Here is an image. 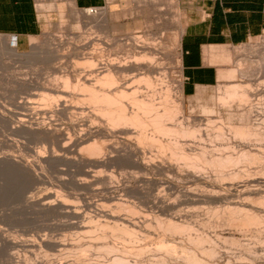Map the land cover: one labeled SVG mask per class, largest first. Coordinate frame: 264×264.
<instances>
[{
    "label": "rangeland",
    "instance_id": "rangeland-1",
    "mask_svg": "<svg viewBox=\"0 0 264 264\" xmlns=\"http://www.w3.org/2000/svg\"><path fill=\"white\" fill-rule=\"evenodd\" d=\"M137 4L133 0H92L89 5L82 6L78 4V6L79 9L86 7L107 9L108 28L111 36L121 37L122 39L126 37L123 41L128 44V52H125V54L122 48L116 45L113 46L115 48L112 47L108 51L114 53L113 55L119 54L120 60L127 64L137 58L136 56L139 57L143 68H140L139 71L135 70L136 72H129L130 74L127 77L130 79V87L135 88L140 95L144 93L145 98L152 97L150 94L153 95L152 90L155 87H152L151 84H148V86L147 81L140 79L142 78L141 75L144 79L148 74L144 71V65L152 61L160 64L159 66L164 71L161 72L165 74L164 78H166L162 84H165V87L168 86L167 88L172 94L170 95L172 96L171 100L174 99L171 101L174 105L170 103V107H175V103H173L175 100H183V113L178 114L190 117L192 121H196L194 123L202 125V136L199 133L196 137L181 139L184 147L188 145L185 147L187 151L192 152L191 149L207 147L209 150L211 149V153L213 151V154L224 153L226 155L231 151V154L237 155L239 153L241 156L249 149V157L247 155L245 159L250 161L247 163L246 160L244 161V156H242L241 162L231 163L225 167L203 164L192 169V167L188 168L190 165L183 161L184 159L170 158L171 151H174L172 147L169 150L167 148L164 152L155 145L152 147L150 145L139 147V145L133 144L131 140H135L130 138L129 135L121 134L119 131L117 134V131H115L114 137L112 133L105 139L107 144L110 143L106 146L107 149H104L108 151V154L102 152L100 155L102 158L111 156V158L117 160L99 166H95L96 164H92V162H83L79 151L81 147H78V149L74 146V142L84 133L96 129L97 131L101 129L98 132L105 133L110 130L108 123L105 124L103 119L96 120L97 123L91 121L92 108L90 104L83 100V97L71 98V96L66 95L64 98L48 100L42 96L45 90L39 89V87L44 82L54 81L55 76L61 75V73L63 75L66 71L69 73L77 72L82 77L83 73L81 72H84L82 69L86 68H82L80 64V66L75 65L76 60H78L77 57L82 59L81 56H77L75 48L83 43V36L86 34L88 36L91 33L92 36H89L93 37L104 36L105 33L103 35L101 26L85 23L86 18L81 15L83 14L82 11L79 12L81 18L77 19L76 14L69 9L63 13H60L59 10L46 12L47 18L38 10L42 29L39 34L34 36L36 45H42L46 41H50L51 47L59 48L57 59L53 62L37 59L29 63L19 59L0 61V159L10 156L17 159V162L30 166V173H28L24 170L22 163L9 161L0 163V264H16L17 261L12 256L15 251L21 253L20 258H29L27 261L32 264H44V262L45 264H53V262H55L54 264H61V261H71L73 263L75 260H66V258L64 260L62 258L63 253H66L65 248L62 249L63 252L61 253L58 252L62 247H59V251L57 248H53L54 241L67 243L66 247L69 253L66 254L68 255L75 254L78 251V248H73L75 246L71 247L70 243L74 239L76 241L81 240V243L84 244L85 242L86 244H89V242L90 244L92 242L97 244L96 236L99 230L85 233L88 229H82V237L80 235L81 229L73 227L70 223L81 220L84 222V219L86 222L87 216L96 215L95 212H100L102 209L115 215V218L118 217L120 223L123 220H129L128 224L134 221V224L136 222L139 227L141 226V233L147 235V237H143L142 241L140 239L138 241V238L129 241V235L125 236L128 239L126 247L136 244L135 248L137 249L140 243H143V246H148L144 257L142 255V258L148 261H145L144 264L152 263L149 256L152 257L151 259H156L155 254H160L156 250L159 242L166 240L173 246H177L181 251L182 247L189 248L192 246L188 238L192 234L193 238H196L197 233H206L209 236L206 237V235L203 238L209 240L210 243L214 242V247L218 250L214 257L217 264H264V171L262 173V170H264V138L259 135L241 139L229 129L228 126L231 122L234 124L242 122L243 111L240 107L243 106H240L236 99L231 104L219 106L218 88L225 83V79H220L214 86L201 87L203 91L200 100L195 95L187 96L183 94L180 46L181 36L184 32L183 24L186 23L187 25L189 21L190 9L188 2H184V0H147L145 3ZM97 8H95V13L98 12ZM78 20H81L82 26L80 28H76ZM0 34L10 37L16 36L5 33ZM16 37L19 39L18 36ZM30 38L31 36L22 40L19 39L20 51H31ZM146 44L154 46L155 50L145 49L144 51L143 45ZM263 49L264 35L252 37L247 42L236 45L230 50L225 48L223 52L228 51L231 55L229 62H226L228 60L225 61L228 64L227 67L234 66L237 61L245 58L251 52L257 53V50L261 52ZM145 52H149L153 58H141L142 60H140V57H144L142 54ZM256 58L258 59V57L252 59L256 60ZM73 63L75 66H73ZM227 67L224 69H227ZM242 67L252 70L256 68V63L244 62ZM72 68L73 71H71ZM261 70L258 68L254 75L246 78L240 76L236 80H250L257 88L259 81L264 80V61L261 64ZM137 74H139V77L136 76ZM158 86L159 88L160 86L163 87L160 84ZM154 95V97L157 96L156 99L159 97L157 94ZM76 98H79V100ZM51 101L53 103L59 101L58 106L60 105V107L58 110ZM253 101L252 105L255 111L252 112V119L258 120L253 121L257 123L256 125L260 124L258 127L262 130L259 129L260 134H262L264 133V93H261L260 96H253ZM50 104H53L55 108ZM64 107H67V110H64ZM208 117L214 119L213 121L216 120V122L209 123L205 120ZM218 120L220 122H217ZM218 124L221 127L223 126L224 134L222 136L217 135L222 133V131L221 133L219 131ZM43 128L51 130V132L52 130L63 132L65 137L67 136V140H65V137L52 139L46 134L43 135L40 133ZM220 130L222 129L220 128ZM126 143H131L134 146L132 145L129 149L130 144L128 146ZM66 145L67 147H65ZM71 146L78 149V151L74 153ZM125 149L128 152L134 151V153L131 157L122 159L124 153L127 154ZM174 149L176 150V148ZM70 150L73 153L70 154ZM239 150H243L242 153ZM85 153L86 155L89 154V152ZM251 153L252 155H250ZM253 154L255 155L253 156ZM256 156H259L257 161ZM250 158H254V160ZM171 160L173 161L171 162ZM78 161H82V163ZM161 163H163L162 166ZM123 199L127 207L121 208L116 207V204L114 205L117 201L122 202ZM46 202H52L51 206L47 205ZM102 203H105V207L102 206ZM128 207H131L132 211ZM134 207L136 210H133ZM121 209H124V211ZM49 210L51 211L49 212ZM256 215L261 220L253 221L255 217L252 216ZM156 216H160L159 219L163 221L166 218L167 220L172 218L178 224H190L189 227L191 228H189L190 230L186 228L188 231L184 232L174 230L172 227H169V229L171 228L169 230L166 225L163 224L164 226L161 227L162 224H158L156 220L158 217L156 218ZM251 217L253 219L250 223L248 221ZM255 220L257 219L255 218ZM187 233H190L189 237ZM89 239L93 240L89 241ZM107 239L106 241L110 242L113 240L112 242L116 246L122 243L119 248L125 247L123 245L125 244V238L124 240L120 237L115 239L110 234ZM19 243L22 244V247L18 245ZM208 245L206 243L202 246L207 247ZM46 251L47 255H45ZM102 252V249L97 250L94 246L85 254L87 257L83 258V255L80 257L83 258L82 260L85 263L76 260V264H89L92 259L95 261L103 260L102 262H104L109 255L104 252L102 254ZM52 253L57 254L55 257L60 255V260H58V257L55 260ZM98 253L99 255L102 254L100 259L96 258ZM66 257L69 258L67 255ZM49 258L54 259V261H50ZM171 261L175 262L173 259ZM185 262V260H181L177 263L188 264Z\"/></svg>",
    "mask_w": 264,
    "mask_h": 264
},
{
    "label": "bare ground",
    "instance_id": "bare-ground-1",
    "mask_svg": "<svg viewBox=\"0 0 264 264\" xmlns=\"http://www.w3.org/2000/svg\"><path fill=\"white\" fill-rule=\"evenodd\" d=\"M133 1L138 3V4L147 2V0H133ZM36 7H37V10H39L41 14H44L46 16V18H47L46 12H49L52 10H59L60 13H63L65 11H68V9H69V10H71V12L76 14L77 19L81 18L80 16L82 15L86 18L85 23L93 24V25L96 24V26H101L103 35L105 33L104 36L99 35V36L90 37V36H92V34L90 33V34H88V36H86L87 35L86 33L88 31L87 32L84 31L86 33H84V32L83 33L86 35L83 36V41H82L83 43L80 46H78L79 44L78 45L76 44L78 47L75 48V52L77 53V56H81L82 59H79L76 56L78 60H76L75 65L76 66L81 65L82 68L83 67L86 68V69H82V70H84V72H81V73H83L82 77L77 72L69 73L65 70L66 71L65 74L62 75V73H61V75H57L54 77V81H49V83L44 82L39 87V89L45 90L44 93H42V96L44 97V99H48V100H55V99L60 98V97L64 98V97H66V95L71 96V98L72 97L73 98L74 97H83V100H85V102H87V104H90V106L92 108V111H91L92 112L91 113L92 114V116H91L92 120L91 121L94 123H97L96 120L100 121V119L101 120L103 119L105 124H106V122L108 123V127L110 130H107L105 133L104 132H98L101 129H98V131L96 129L92 132L84 133L81 137H78L77 140L74 142V146H76L77 148L81 147L79 151H80V156L82 158L81 160L83 162H89V163L92 162V164H94V163L96 164L95 166H97V165L99 166L103 163H108V162H112V161L117 160L115 158H111V156L109 158H102L100 155L102 152H103V154L104 153L108 154V151L104 150V149H107L106 146L109 145L110 143L107 144L106 143L107 140H105V139L107 138V136L109 137V135H112V133H113V137H114L115 131H117V134L119 131L121 134L123 133L124 135L125 134L127 136L129 135L130 138L135 140V141L131 140L133 142V144H136V146L139 145V147H141L143 145H150L152 147L155 145L162 152H164L167 148L169 150L170 147H172L174 151L173 152L171 151L172 155L170 158L171 159H174V158L184 159L183 161H186V163L188 165H190L188 168L192 167V169H193V167L194 168L200 167V165H203V164H207V165L209 164V165H213V166H217V167H225L231 163L241 162V160L243 158H244V161L245 160L247 161V159H245V158H247V155L249 154V151H248L249 149H247V151L245 150L246 152L243 153L241 156L239 155V153L237 155L231 154V151H230V153H227L226 155L224 153L223 154L222 153L213 154V151L211 153V151H210L211 149L209 150V148H207V147H203V148H199V149H195V150L191 149L192 152L186 150L185 147L188 145H186L184 147V145L182 143L183 140H181V139L182 138H188V137L193 138V137L198 136L199 133L201 135V133H202L201 132L202 131L201 126L202 125L200 126L199 124L194 123L196 121H192L190 119V117H185L183 114L182 115L178 114V113H183V110H184L183 100L182 101L175 100V102H173V103H175V107H173V106L170 107V105L172 104L171 101H173L174 99L171 100L172 96H170V95H172V94H170L171 92L167 88L168 86L165 87V84L164 85L162 84L163 81L166 79V78H164L165 74L162 73L164 71H162L163 69L161 68V66H159L160 64L155 63L154 61H152V59H151L152 62H150L148 64L145 63L146 65H144V68H145L144 71H146V73H148L147 76L146 77L144 76L145 78L142 79L143 76L141 75L142 78H140L142 81H147L148 82L147 85L151 84V85H153L152 87H155V88H153L154 90H152L153 95L150 94V96H152V97L151 98H145L143 95L144 93L141 94L142 95L141 96L137 92V90H135L134 86H133L134 89H132V87H130L131 86V84L129 83L130 79H128L127 76L130 74L129 72H132V71L136 72L137 70L139 71L140 68L142 69L143 68V66L141 65L142 61L140 62L139 57L136 56L137 58L133 59L132 62L127 64L125 62L123 63V60H120L121 57L119 54L113 55L114 53H109L110 51H108V50H111L110 48H112L114 45H116V46H120L123 50V53L125 54V52H128V50H127L128 44L123 41L124 39H126V37L124 39H122L121 37H117V36L112 37L111 36L110 30L108 28L109 27L108 26L109 19H108L107 9H105V8L101 9V7H100V9H98L96 7L98 9L97 13H95V7L94 8L86 7V8L79 9V6H78L76 0H48V1L47 0H39ZM79 12L83 13L84 15L81 13H80L81 14L80 15ZM81 26H82L81 20H78L76 28H80ZM89 26H91V25H89ZM185 27H186V23H185V25L183 24V31L185 30ZM98 33H100V32L98 31ZM94 34H96V33H94ZM49 42L50 41H46L45 44L36 45L35 37L31 36V38H30L31 51L30 52H24V51L19 50V39L16 36L10 37V36H4V35L0 34V61L5 62L7 60L19 59V60H23V61L29 63V62H34V60H37V59H42V60L44 59L45 61L53 62L54 60L57 59V56L59 54V48L55 47V46L51 47V44ZM148 44H150V43H148ZM131 46H133V45H131ZM137 47H138V45H137ZM139 47H141V46H139ZM113 48H115V47H113ZM143 49H144V51H145V49L152 51V49L155 50V47L146 44V45H143ZM50 52L53 53V55H51ZM114 52L116 53V51H114ZM256 52L257 53L251 52L245 58H242V59L239 58L240 61H237L234 66H231L229 68L227 67V69H223L220 72V76H219L220 79L226 80L225 83L221 84L218 88L219 89V94H218L219 106H221V105L224 106V105H227L228 103L231 104V102H233V100L235 101V99L238 100L240 106L241 105L243 106V107H240V109L243 111L242 112V122L239 124H234L233 122H231L230 125L228 126L229 129L231 130V132L234 133L235 136H237L238 138H241V139H248L252 136H259V135L264 138V133L260 134V131H259L260 128L258 126L260 124L256 125L257 123H255L257 119L256 120L252 119V116H253L252 112L255 111V109L253 108V105H252V102H254L253 96H256V95L260 96L261 93L262 94L264 93V80L259 81L257 88L254 87V85L252 84V82L250 80H248V81H244V80L237 81L236 80V78L240 77V76L242 78H246V77H250V76L254 75L255 72L258 71V68H259V70H261V64L264 61V49H263V51L261 50V52H258V50ZM148 54H149V52L143 53L142 55L144 57H140V60H142L141 58L147 59L148 57L152 56L150 54H149L150 55L149 56ZM223 54L225 55L224 61L228 60L226 62H229V60L231 59L230 58L231 55L229 54V52L225 51ZM254 57H258V59L256 58V60H253L252 58H254ZM151 58H153V57H151ZM226 62H224V63H226ZM244 62H251V63L254 62V63H256V68H253L252 70L246 69V68L244 69L242 67V63H244ZM153 63H155V64H153ZM75 65L73 63V66H75ZM71 71H73V68ZM58 72L60 73V71H58ZM143 73H141V74H143ZM260 73H262V72H260ZM138 75L139 74H137L136 76L139 77ZM134 76H135V73H134ZM130 78H131V76H130ZM259 78H257V79H259ZM156 84L157 85L160 84L163 87L160 86V88H159V86L157 87ZM162 90H163V92H162ZM154 94L159 95L158 98L160 100L158 98H157L158 99L157 100L156 99L157 96L154 97L155 96ZM200 96H202L201 92H199L196 95V98L200 100ZM204 96H205V94H204ZM63 98H62V100H63ZM76 99L79 100V98H76ZM83 100H81V101H83ZM51 102L53 103V101H51ZM257 102H259V101H257ZM55 103H53V104L55 107H57V110H58V108L60 107V105L58 106V104H60V103L58 101V103H56L57 106L55 105ZM53 104H50V105L53 106ZM172 105H174V104H172ZM88 107H89V105H88ZM237 107H238V104H237ZM66 108L64 107L63 109L65 110ZM173 108H175V109H173ZM43 110H45V109H43ZM60 110H62V109H60ZM51 111L53 112V110H51ZM205 120H207L211 124L216 122V120L213 121L214 119H211V117L205 118ZM219 120L217 122L221 121V120L220 121ZM37 124H39V123H37ZM105 124H103V125H105ZM218 128H219L220 133H221V131H222V133L221 134L218 133L217 135L222 136L224 134L223 126L221 127L219 125ZM220 128L222 130H220ZM262 128H263V126H262ZM85 131H87V130H85ZM53 132H54L53 130L51 132V130L49 131V130L43 128V130L40 133H42L43 135L46 134V136L48 135L52 139L53 138L56 139V137H59V138L65 137V134L61 131L57 130L54 133ZM93 132H95L96 134ZM67 134L68 133H66V135ZM80 135H81V133H80ZM68 136H69V134H68ZM66 137H65V140H67ZM130 138H129V140H130ZM110 139H111V137H110ZM72 140L74 141V139H72ZM72 140H71V142H73ZM184 141H185V139H184ZM56 142H58V141H56ZM131 143H129L130 146L128 143H126L129 146V149L133 145ZM185 143H186V141L184 142V144ZM191 144H192V142H191ZM189 146H190V144H189ZM65 147H67V145ZM71 148H72V150H74V153H76V151H78V149H79V148L75 149L72 146H71ZM174 148H176V150ZM112 149H110V151H112ZM115 149H116V147H115ZM217 149H215V150H217ZM231 150H232V148H231ZM125 151L127 154L124 153L125 157L123 155L122 159H127L128 157H131L132 154L134 153V151L128 152L126 149H125ZM242 151H240V153H242ZM85 152H89V154L86 155ZM54 153H56V151H54ZM71 153H73V151L70 150V154ZM209 153L212 155H210ZM214 153H215V151H214ZM235 153H236V151H235ZM252 153H253V151H252ZM252 153L250 155H252ZM57 154H59V153H57ZM254 155L255 154H253V156ZM242 156H244V157L242 158ZM76 157H78V156H76ZM76 157H75V159H77ZM119 157H120V155H119ZM248 157H249V155H248ZM258 157L256 156V158H255L256 161L259 160ZM170 158H169V160H170ZM251 160H254V158ZM6 161L17 162V159H15L14 157H10V156L7 158L2 157L0 159V163L6 162ZM75 161H77V160H75ZM82 161H78V162L82 163ZM172 161L173 160H171V162ZM249 161H247V163ZM17 163H22V162H17ZM162 164L163 163H161V166H162ZM22 165L24 166L23 167L24 170H26L28 173H30L29 172L30 166L28 164H25V163L24 164L22 163ZM145 165L147 166V164H145ZM229 167L231 168V166H229ZM220 170H223V169H220ZM263 171L264 170H262V173H263ZM245 172H246V170L244 171V173ZM231 173H230V175H231ZM233 173H234V171H233ZM235 175H234V177H235ZM86 182L89 183L88 181H86ZM123 201H125V200L123 199L122 202L117 201L118 203L116 202V203H114V205L116 204L117 205L116 207H121V208L127 207L126 202H123ZM46 204L51 206L52 202H46ZM252 205H254V204H252ZM102 206L105 207V203H102ZM128 208H130V210L132 211L131 207H128ZM112 210H113V208H112ZM121 210L124 211V209H121ZM133 210H136V208ZM50 211L51 210H49V212ZM114 211L116 212L117 210H114ZM95 214L96 215L93 214V215L87 216L88 219L86 222L84 219V222L82 220L81 221H74V222H71L72 224L70 223V225H72L75 228L81 229L80 235L82 237H83L82 229H84V230L88 229L85 231V233L99 230V233L97 232L98 235H97V233H96L97 236L95 235L96 239L98 240V243L94 244L92 242L93 244L92 243L90 244L89 241L93 240L94 239L93 237H92L93 239H91V240L89 239V241H88L89 244H86V242H85V244L81 243V240L76 241L75 239L74 240L71 239V240H73L72 241L73 244L70 243L71 247L75 246L73 248L74 249L78 248V251H76L75 254L72 253L71 255H68V254H66V253H69V250L66 247L67 243H61L62 241L61 242L60 241L59 242L54 241L55 243H53V246H54V247L52 246L53 248H55V249L57 248L59 251V247H62V248H60L61 250L58 253L63 252L62 249H64V248L66 250V253L65 254L63 253L62 258L63 259L66 258V260L71 259L72 261L75 260L74 261L75 264L77 263V261L82 262L83 261L82 259L87 257V256H85V254L88 253L89 249H91L95 246L97 250L102 249L103 252L107 253L109 256H107V259H105L104 262H102L103 260L102 261H100V260L95 261L92 259L93 261L91 260V262L89 264H144L146 260H144L142 258V255L144 257V253L146 250H148L147 249L148 246L147 247L143 246L144 244L139 242L140 245L137 246V249L135 248L136 244L134 246L126 247V243H128V241H127L128 239H129V241H133L134 239L138 238V241H140V240L142 241L144 239L143 237H147V235H145V233L144 234L141 233V230H142L141 226L139 227L136 222L134 224V221L129 222V224H128L129 220L128 221L123 220V222L120 223V219L118 217L115 218V215H112V213L109 214L107 212V210L102 209V210H100V212H95ZM252 217H255L257 220H255V218L253 219ZM252 217H251V219H249L250 218V216H249L248 222L252 221V219H253V221H256V222L258 220H261V219H258L257 215L252 216ZM101 218H103V219H101ZM156 218H157L156 220L158 221V224H162L161 227L166 225V227H168V229H169V227H172V229L179 230V231L182 230V232L188 231V230H190L189 228H191V227H189L190 224L189 225H186V224L182 225L183 223L178 224L177 221L175 222L172 218H170L168 220L166 218V220H164V221L162 219H159L160 216H156ZM112 219L115 221H113ZM159 221L163 222V223H160ZM186 228H188V230H186ZM195 232H196V230H195ZM75 233H76V231H75ZM75 233H73V234H75ZM110 234L113 235L115 239H116V237H118V239L120 237V239L123 238V240H124V238L125 239L127 238V236H125V235H129L128 239L124 240L125 244H123V245H125V247L119 248V246L122 243L119 244V246H118V244L116 246V244H114L112 242L113 240H111V239H110L111 242L106 241L107 237ZM187 234L189 237L190 233H187ZM206 235H207L206 233L205 234H203V233L198 234L197 233V235H195L196 238H193L194 237L193 234L190 235V238H188V239H190V241H191L190 244L192 246L189 248L182 247L181 251L179 248H177V246H175V245L173 246L170 242L168 243V241H166V240H164L163 242H159L157 245V248L156 247L155 248H156V250L159 251L160 254H155L156 259H151L152 257L150 258V256H149V259L152 261V263L151 262L150 263L151 264H153V263L154 264H178L177 263L178 261L185 260L188 264H217L216 260H214V257L217 253L216 251H218V250L215 249L214 242L210 243L209 240H206V238L205 239L203 238ZM76 236H77V233H76ZM91 236H90V238H91ZM208 236L209 235H207L206 237H208ZM207 239H210V238H207ZM82 241H84V239H82ZM124 241H123V243H124ZM203 241H205V242H203ZM206 241H208V242H206ZM236 241H235V243H236ZM6 242H7V240H6ZM193 242L195 245L193 244ZM206 243L209 244L207 247L202 246L203 244H206ZM18 245L19 246L21 245V247H22V244L19 243ZM103 252H102V254H103ZM17 253L15 251V254H17ZM15 254H13L12 256H13V258L15 257V259L17 261V263L15 262L16 264H32L30 261H29L30 263L27 261V259H29V258H27V259L20 258L21 256H19V255H21V253H18V255H16L17 258L15 256ZM52 254H49V255H52ZM102 254L99 255V253H98L96 258L100 259ZM45 255H47V251L45 252ZM56 255L57 254L54 255V259L56 260L58 257V260H60L59 259L60 255L55 257ZM66 255L69 256V258L66 257ZM82 255H83V258L81 259L80 257ZM22 257H24V256H22ZM104 258H106V257H104ZM22 259H24V260H22ZM54 259L53 260L50 259V261H54ZM63 259H61V260H63ZM172 259L175 260V262L171 261ZM96 260H98V259H96ZM146 262H148V261H146ZM54 263L55 262H53V264ZM73 263L71 261L70 262H68V261L62 262L61 261V264H73ZM8 264H13V263H8ZM44 264H45V262H44Z\"/></svg>",
    "mask_w": 264,
    "mask_h": 264
},
{
    "label": "crops",
    "instance_id": "crops-1",
    "mask_svg": "<svg viewBox=\"0 0 264 264\" xmlns=\"http://www.w3.org/2000/svg\"><path fill=\"white\" fill-rule=\"evenodd\" d=\"M89 5L92 0H76ZM189 21L181 36L183 93H202L201 87L216 85L224 63L225 48L264 35V0H184ZM37 0H0V33L19 39L35 36L42 26ZM223 61V62H222Z\"/></svg>",
    "mask_w": 264,
    "mask_h": 264
},
{
    "label": "built area",
    "instance_id": "built-area-1",
    "mask_svg": "<svg viewBox=\"0 0 264 264\" xmlns=\"http://www.w3.org/2000/svg\"><path fill=\"white\" fill-rule=\"evenodd\" d=\"M94 8V7H93ZM96 8V7H95Z\"/></svg>",
    "mask_w": 264,
    "mask_h": 264
}]
</instances>
